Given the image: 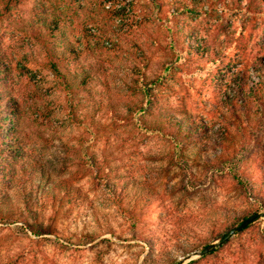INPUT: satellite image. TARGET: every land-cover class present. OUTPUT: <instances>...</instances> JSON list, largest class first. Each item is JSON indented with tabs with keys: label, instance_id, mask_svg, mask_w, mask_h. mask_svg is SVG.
Wrapping results in <instances>:
<instances>
[{
	"label": "rangeland",
	"instance_id": "rangeland-1",
	"mask_svg": "<svg viewBox=\"0 0 264 264\" xmlns=\"http://www.w3.org/2000/svg\"><path fill=\"white\" fill-rule=\"evenodd\" d=\"M118 1L137 10L123 19L102 20V44L109 36L117 46L107 43L62 67L70 77L91 68L87 92L73 84L68 94L47 66L41 46L23 30L31 14L41 10L39 0L23 1L13 16L0 20V52L8 67L0 75L7 83L3 91L18 109L14 127L6 102L0 104V146L15 142L45 169L50 184L62 180L72 189L70 197L59 188L48 194L34 191L28 202L13 187L1 193L0 264H264V190L257 193L264 189V116L254 106L252 125L257 118V126L244 124L241 132L232 117L233 124H227L224 89L219 86L229 77L213 78L218 68L206 53L183 57L158 93V108L186 110L204 122L202 139L190 138L184 146L188 157L162 134L114 122L105 96L124 113L128 105L138 104L139 97L123 81H131L130 69L142 51L153 77L171 59L175 38L168 21V10H173L169 0L159 10L151 0ZM237 1L205 0L198 7L200 15H183L179 22L183 32L193 29L216 44L226 54L225 66L247 71L256 83L254 64L264 61V15L236 10ZM185 39L196 42L194 37ZM87 139L92 140L89 150L113 160L124 180L151 184V204L143 205L136 190L123 202L124 209L115 204L84 163L82 140ZM195 148L201 152L194 153ZM235 150L239 154L232 165L223 164L222 157ZM255 213L263 215L218 244ZM210 244L217 247L195 254Z\"/></svg>",
	"mask_w": 264,
	"mask_h": 264
},
{
	"label": "trees",
	"instance_id": "trees-1",
	"mask_svg": "<svg viewBox=\"0 0 264 264\" xmlns=\"http://www.w3.org/2000/svg\"><path fill=\"white\" fill-rule=\"evenodd\" d=\"M23 1L25 0H0V20L13 16L16 8ZM151 1L153 2V8L157 10L162 9L166 3V0ZM204 1L169 0L173 10L172 12L170 9L168 10V13L172 15V18L170 17L168 21L172 24L170 29L175 37L173 38L171 59L162 62L159 71L153 77H149L147 73L149 58L142 51L139 62L135 63L130 69L131 81H123L126 90L139 97L138 104L128 105L127 111L124 113L114 105L112 98L105 96L109 115L114 122L120 124L133 123L146 133L162 134L174 143L175 148L179 149L182 156L186 157H188V154H186L184 146L188 139L192 138L194 141L202 139L205 128L203 120L186 110L158 108V93L166 85L168 78L175 71L183 57L207 53L209 63L218 68L217 73L213 74V78L218 75L223 80L225 77H229L219 86L224 89L222 106L228 113L225 118L227 124H233V120H230V117H232V119L237 120L236 126L241 132L245 130L244 124L250 128L257 126L259 122L257 118L252 125L254 106H258L257 114L264 116V110H261L264 106L263 59H258L254 64V70L259 81L256 83L251 82V77L247 71H236L224 65L226 54L220 51L216 44H210L205 38L198 37L193 33V29L183 32L184 28L179 22V17L183 15L192 17L200 15L198 7ZM242 1H237L236 10L244 11L246 14L264 15V0H246V4H242ZM131 6L133 5L122 4L118 0H39L41 10L31 14L23 30L28 32L41 46L47 59V66L62 79L68 94L72 93L73 84H75L77 90L87 92L90 91V80L94 74L92 69L81 68L80 72L76 71L70 77V75L68 76L62 72V67L67 66L69 62L77 60L79 57L94 54L96 50L101 49L107 43L116 47L117 42L109 36L103 37L106 42L102 44L101 33L104 25L102 20L110 17H121L123 19L131 14L130 11L136 12L137 8ZM185 36L194 37L196 42L191 44L185 39ZM6 71H8V67L5 66V55L4 52H0V75ZM5 86H7V83L0 76V104L6 102L5 108L9 109L8 113L13 117V124L16 127L18 124V109L17 106H10L11 98H7L3 91ZM3 112L4 110L0 114ZM148 115L152 116L153 119L148 120L146 118ZM12 135L9 134L8 137L13 138ZM246 137H251V135ZM251 140L249 138L248 141ZM90 143H92L91 139L82 140L84 163L92 170L96 182L103 184L108 190L115 204L120 209H124L123 202L129 201L128 197L131 190L142 193L143 199L141 198V202L144 203L143 205L148 206L151 204L149 202L153 195L151 184L138 182L135 179L124 180L125 176L119 171L118 166L113 164V160L109 159L108 156L98 157L89 150ZM193 151L197 154L201 152V149L195 148ZM238 154L235 150L230 157H222V155L217 157H222L223 164L230 163L232 165L233 158H237ZM212 163H210V167H213L214 170L216 167L212 166ZM228 168L233 170L232 166ZM12 187L15 188V191L25 202L29 201V196L34 191L48 194L50 189L59 188L67 193L69 197L72 192V189L62 180L50 184L45 169L30 160L15 142L4 147L0 146V195ZM263 190L260 188V192L257 193L260 195ZM258 194L257 196L260 197ZM76 197L80 199L82 197L81 193L77 192ZM246 219L244 217L242 220L245 221ZM33 231L38 232L37 230ZM154 243L155 240L152 238L149 244L154 247Z\"/></svg>",
	"mask_w": 264,
	"mask_h": 264
},
{
	"label": "water",
	"instance_id": "water-1",
	"mask_svg": "<svg viewBox=\"0 0 264 264\" xmlns=\"http://www.w3.org/2000/svg\"><path fill=\"white\" fill-rule=\"evenodd\" d=\"M261 215H263V214H261V213H255V214L249 216L239 226H236L235 228H233L232 230H230L218 244L221 245L224 242H226L227 240H229V238H231L236 232L241 231L244 228H246L249 224H251L253 221H255ZM216 247H217V244H210L203 251L198 252V253H195V254L204 255V254H206V253L214 250ZM178 264H180V263H178Z\"/></svg>",
	"mask_w": 264,
	"mask_h": 264
}]
</instances>
